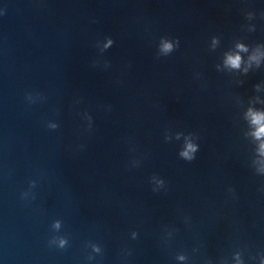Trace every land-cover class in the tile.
Returning <instances> with one entry per match:
<instances>
[{
  "label": "water",
  "instance_id": "water-1",
  "mask_svg": "<svg viewBox=\"0 0 264 264\" xmlns=\"http://www.w3.org/2000/svg\"><path fill=\"white\" fill-rule=\"evenodd\" d=\"M0 264H264V119L0 83Z\"/></svg>",
  "mask_w": 264,
  "mask_h": 264
},
{
  "label": "clouds",
  "instance_id": "clouds-1",
  "mask_svg": "<svg viewBox=\"0 0 264 264\" xmlns=\"http://www.w3.org/2000/svg\"><path fill=\"white\" fill-rule=\"evenodd\" d=\"M241 47V49L243 50V46H239ZM171 49V45L170 44H164V50L167 51ZM240 62H241V58L239 55H236V56H229L228 57V60H227V63L230 64L232 67L234 68H238L240 66ZM257 120H259V117H257ZM192 151H195V148L192 144H189L187 146V150L185 152L182 153V155L184 157H187L188 159H191L192 157L190 156V153Z\"/></svg>",
  "mask_w": 264,
  "mask_h": 264
}]
</instances>
